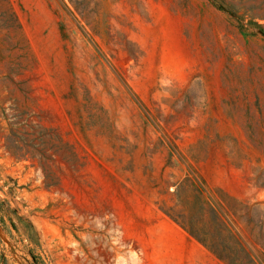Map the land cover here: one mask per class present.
I'll return each instance as SVG.
<instances>
[{"label":"rangeland","instance_id":"1","mask_svg":"<svg viewBox=\"0 0 264 264\" xmlns=\"http://www.w3.org/2000/svg\"><path fill=\"white\" fill-rule=\"evenodd\" d=\"M0 200V264H264V0H0Z\"/></svg>","mask_w":264,"mask_h":264},{"label":"trees","instance_id":"2","mask_svg":"<svg viewBox=\"0 0 264 264\" xmlns=\"http://www.w3.org/2000/svg\"><path fill=\"white\" fill-rule=\"evenodd\" d=\"M10 214H11V211L7 209L5 207V203L0 200V223L1 225H3V228L6 231V233L9 235V237L12 238L13 237L12 232L7 222H10L11 227L15 229L17 232H19V230L17 226L12 222L11 220L12 218ZM216 255L221 259L225 258V261H228V264H254L250 257H247L246 260H239V258H236V256H232L234 254H226L225 257L222 254H216ZM9 261L10 260L8 258H4L3 264H9Z\"/></svg>","mask_w":264,"mask_h":264}]
</instances>
